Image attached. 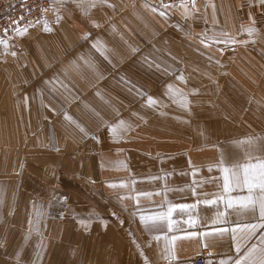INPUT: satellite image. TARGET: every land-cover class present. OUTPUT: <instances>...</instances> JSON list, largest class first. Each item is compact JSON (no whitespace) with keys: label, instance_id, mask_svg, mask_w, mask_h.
I'll list each match as a JSON object with an SVG mask.
<instances>
[{"label":"crops","instance_id":"0c3cea01","mask_svg":"<svg viewBox=\"0 0 264 264\" xmlns=\"http://www.w3.org/2000/svg\"><path fill=\"white\" fill-rule=\"evenodd\" d=\"M52 5L51 31L28 27L0 44V223L18 187L35 197L33 210L39 205L47 224L33 234L30 229L44 238L42 259H27L24 246V259L0 264H144L137 245L153 264H191L200 254L204 264L235 260L230 236L221 238L212 226L257 221L233 209L224 214L225 201L218 196L249 192L234 185L225 191L218 162L223 154L231 178L232 171L242 175L245 165L264 161V141L246 143L264 136V68L256 79L239 68L236 53L239 44L255 42L241 34L264 29V3L197 0L192 7L163 8L151 0H55ZM86 33L91 35L85 39ZM97 38L107 60L92 47ZM88 59L95 72L84 63ZM50 79L59 83L45 84ZM97 113L106 123L99 124ZM75 213L86 214L90 225H64L69 215L77 220ZM161 213L165 219L155 221L158 227L151 219L147 225L141 221L142 215ZM114 216L127 221L124 228L95 232L102 233L103 222ZM190 232L198 235L189 237ZM65 236H99L95 251L105 252L103 260H63L59 241ZM53 237L59 240L49 249L46 238Z\"/></svg>","mask_w":264,"mask_h":264},{"label":"rangeland","instance_id":"374dc122","mask_svg":"<svg viewBox=\"0 0 264 264\" xmlns=\"http://www.w3.org/2000/svg\"><path fill=\"white\" fill-rule=\"evenodd\" d=\"M247 36L254 39L255 42L252 44L238 45L236 49V53L239 52L240 56L238 65L240 69H247L248 71H251L252 74L255 75L256 79H261L262 73L259 71L264 68V51H262V49H264V29L256 28L255 31L250 34H241V37ZM229 63L235 62L230 61ZM17 176L20 180L22 174H17ZM18 184H20L19 181ZM65 184L66 182H64V185ZM68 185H71V181L68 182ZM34 199L35 197H26L24 195V190L16 187L15 198H13V196L8 197L9 205L3 206L6 209V213L4 215L5 219L0 223L2 226L0 227V261L24 259V246L28 248V253L26 254L27 259H30L32 262L40 259V253L45 244V242L42 241L44 238L31 235L30 229L33 234L34 228L47 224L45 221L41 220L42 215L38 212L39 205L35 206V211L33 210V205L35 204ZM13 202L15 203L13 204ZM26 209L27 211H25ZM73 216L74 218H77V220L72 221V215H69L68 220L63 222V224L69 225L68 227L87 228L91 223L86 219V214L75 213ZM65 217L67 218L68 215ZM122 222L123 223H121L120 217L114 216L113 220L103 222V225L101 226L102 231L100 230L102 233H99L98 230L95 232H98L100 235H106L107 233H111L114 229L119 230L120 228H124L123 224L125 225L127 221ZM105 223L106 226H104ZM96 225H98V223H96ZM68 227L64 228L68 229ZM98 237L99 236L87 238L71 236L61 237L59 244L61 250H63V260L67 261L71 256H75V259L89 257L92 262L103 260L101 257L105 255V252L100 249L99 252L95 251L97 249H95V246L97 247V244L99 243ZM100 239L104 240L105 238L100 237ZM46 240L47 247L50 249V246H52L55 241L59 240V237L46 238ZM10 246H13L12 251H9ZM17 254H19L18 258Z\"/></svg>","mask_w":264,"mask_h":264},{"label":"snow or ice","instance_id":"6c2138e0","mask_svg":"<svg viewBox=\"0 0 264 264\" xmlns=\"http://www.w3.org/2000/svg\"><path fill=\"white\" fill-rule=\"evenodd\" d=\"M75 2V0H73ZM105 2V0H101V3ZM258 3H264V0H258ZM163 8H167L168 5H161ZM155 11V9H153ZM162 16L166 15L165 12L160 13ZM254 23V21H252ZM46 31H51L50 28L47 26L45 27ZM91 33H86L83 38H87L90 36ZM0 43H4L3 40H0ZM92 47L97 50V52L100 53V55L107 60V56L104 55V49L99 44V38H97V41H93ZM133 53L139 51L138 48L132 50ZM264 51V49H262ZM15 55V53H13ZM83 59V57H81ZM75 63V62H73ZM84 63L94 72L96 71V65L90 60H85ZM97 75L99 76V73L97 72ZM102 79L103 77L100 76ZM124 79L123 77L121 78ZM59 83V81H54L50 79L49 81H45V84H54ZM63 86V85H62ZM66 87V86H64ZM54 90V89H53ZM41 96H42V90ZM99 95V92L97 93ZM148 103L151 105L155 104V99L152 97L148 98ZM41 106L47 107V105H44L43 99L41 98ZM53 111H58L57 109L53 108ZM98 117L99 124L103 125L106 123V121L103 120L102 117L99 116V113L96 114ZM65 119L69 121L72 124H75L77 128H79L80 132L84 134L85 137L89 135V133L80 126L76 121L72 119L71 116L67 115L65 112ZM111 131L115 132V128H110ZM92 138L94 140H98V136L93 135ZM262 142L264 141V136L259 137H250L248 141L246 142L249 146H253L256 142ZM221 171L225 174L224 176V189L225 191H228L231 186L236 187H247L249 194L247 196H218L219 199H223L225 201V213L228 214V209H233V214L237 216L241 215H250L252 219L256 220V223H247V224H240L238 221L236 222L235 227H229V228H223L219 226H212V233L218 234L221 238L225 237V235L230 236L231 244L229 247H235L237 258L235 260L222 259L220 261V264H264V161H262L259 165H252L248 164L243 167V173L241 175L240 171H232L231 178L228 176V173L230 169L223 167L224 164V158L223 154H221V159L218 162ZM259 189V194H255L254 189ZM66 199V198H65ZM215 200L212 201H205V203H215ZM0 203H2V200H0ZM234 203H239L240 207L235 208ZM180 207H187V205H180ZM63 215V214H61ZM115 215V213H113ZM135 213H133V216ZM170 216V211L168 213ZM151 219L153 220V227H158L156 225L155 221L157 220H163L165 219V214L161 213L158 216L155 217H145L141 216V221L145 222L147 225V221ZM31 223V222H30ZM121 223H123L121 221ZM172 222L169 220V225ZM106 226V223L104 224ZM259 230V231H258ZM198 233L196 232H190L188 233L189 237L197 236ZM199 235H207V234H199ZM156 239H159V237H155ZM259 239L258 244H252L251 241L253 239ZM27 239V237H26ZM165 239L168 240V237L165 236ZM177 237L172 236L171 241L176 240ZM171 241H169V255H172L171 250ZM151 245V241H148L144 247H149ZM137 247L140 250V255L143 257L144 264H153V261L145 254L144 249L140 248L139 245ZM205 248L208 247V245H204ZM19 257V254H17V258ZM42 259V256L40 257Z\"/></svg>","mask_w":264,"mask_h":264},{"label":"built area","instance_id":"2783aa9c","mask_svg":"<svg viewBox=\"0 0 264 264\" xmlns=\"http://www.w3.org/2000/svg\"><path fill=\"white\" fill-rule=\"evenodd\" d=\"M55 0H0V40H14L24 29L43 30L55 19ZM157 6L173 7L181 4L194 6L197 0H151ZM1 44V43H0ZM204 254L196 256L191 264H204Z\"/></svg>","mask_w":264,"mask_h":264}]
</instances>
